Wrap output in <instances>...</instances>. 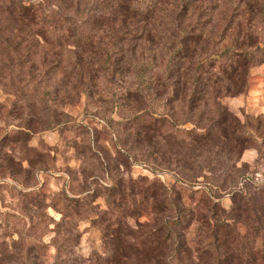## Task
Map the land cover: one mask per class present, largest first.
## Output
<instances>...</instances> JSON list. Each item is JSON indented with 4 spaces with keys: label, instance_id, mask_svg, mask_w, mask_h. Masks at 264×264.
<instances>
[{
    "label": "rangeland",
    "instance_id": "374dc122",
    "mask_svg": "<svg viewBox=\"0 0 264 264\" xmlns=\"http://www.w3.org/2000/svg\"><path fill=\"white\" fill-rule=\"evenodd\" d=\"M175 4L164 2L144 37L125 40L105 66V56L93 54L80 74L57 72L50 68L56 55L41 50L31 69L13 70L18 82L6 80L0 65V264H90L108 251L104 237L112 241L119 222L122 244L131 241L124 234L144 237L168 223L171 246L154 253L166 264H217L213 242L224 264H264V0H197L184 14ZM183 33L184 52L167 83L176 81L173 97V87L148 80H165ZM229 47L254 50V60L229 80L205 69L213 81L202 80L189 110L198 61ZM132 64L145 65L144 80ZM147 112L171 113L174 129L139 135L118 125ZM130 179L137 180L132 199ZM142 179L159 192L147 203L137 194ZM112 185L124 195L109 194ZM164 195L176 213L154 206Z\"/></svg>",
    "mask_w": 264,
    "mask_h": 264
},
{
    "label": "trees",
    "instance_id": "16d2710c",
    "mask_svg": "<svg viewBox=\"0 0 264 264\" xmlns=\"http://www.w3.org/2000/svg\"><path fill=\"white\" fill-rule=\"evenodd\" d=\"M166 1L0 0V65L3 67V69L1 68L2 72L5 69L9 73L4 78L8 81L16 80L19 82L18 76L13 75V70L28 66L31 69L34 65V58L41 50L45 57L52 53L56 55L57 59L50 64V68L57 72H69L72 75L75 73L80 74L82 64L93 54L105 56L104 61H102V66H105L112 62L113 54L118 52L116 50L117 46L125 40L133 37H144L143 31L146 25L159 16ZM196 1L176 0L174 6L179 14H184L191 8L192 3ZM185 38L186 35L184 33L179 38H175L176 48H173L169 58L172 67L167 61L165 80L159 77H152L148 80L150 84L162 83V86L173 87V97L175 96L176 81L173 84L167 83L171 82L173 71L175 70L173 68L174 59L184 52ZM254 55L255 52L251 49L240 51L229 47L215 55L203 56L198 61L195 72L188 79V81L190 80V87L186 98L189 110L191 108L194 110L197 107L196 102L199 101L204 85L202 80L205 79L208 82L212 80V78L208 77L203 78L205 69H215L229 80L234 77L238 67L252 62ZM43 64H46V61H43ZM140 65L132 64L131 66L135 76L139 80H144L148 71L144 64ZM4 74L6 75V72ZM146 88H148V84ZM140 96H143L142 92ZM24 100L30 105L34 106L36 104V101L29 96L24 97ZM173 121L174 118L171 113L147 112L146 114H135L133 117L123 120L122 123H118V125L125 123L126 127H130L140 135L146 129L161 131L164 127L170 126L173 130L175 126ZM176 128H178L177 125ZM236 144H239V141H236ZM136 181V179L128 181V196L131 199L136 194L133 185ZM144 181L145 179H142L141 182L143 184L137 194L141 195L142 201L147 203L149 197L156 199L159 196V192L155 187L157 186L156 182L149 181V183H144ZM109 188H111L108 190L109 194L114 192V194L119 196L124 195V191L118 186L112 185ZM162 190V193H164L165 187ZM168 198L165 196V201L162 204L155 202V205H153L176 213L178 211L177 206L172 201H168ZM241 200L245 201L243 205L247 209H250V205L254 201L253 198L246 200L244 197ZM107 201L114 203L110 197ZM72 203H75L74 206L78 207L81 201L74 200ZM252 208H255V206L253 205ZM120 214L117 213L119 221L121 220ZM118 224L120 225V222ZM119 225L116 226L112 241L108 239L109 237H104V245L108 251L102 256H92L93 259L88 260L90 264H166V257L163 255L155 257L154 253L156 251L165 253L167 249L162 247L164 244L171 246V238H173L174 233L168 223L162 224V227L159 228H150L146 231L144 237H137L133 231H131L132 233L124 234V237L128 236L131 239L130 242H125V244H122L120 240L123 237V232L119 229ZM250 227L261 231V228L258 229L259 226L255 227L252 224ZM160 232L164 234L162 237L158 236ZM215 240L217 241V237H215ZM62 244L64 245V243ZM211 245L214 246V252L218 256L217 264H224L223 260L225 257L221 255L220 246L214 242ZM28 248L29 250L31 248V250L35 249V247L31 246H28ZM177 249H182V246L178 244L175 248V253H177ZM184 252L189 251L186 249ZM34 258L36 257L34 256ZM243 264L252 263L246 260Z\"/></svg>",
    "mask_w": 264,
    "mask_h": 264
}]
</instances>
